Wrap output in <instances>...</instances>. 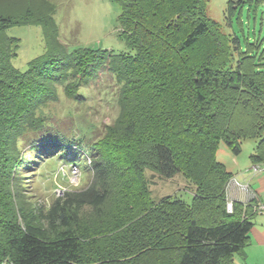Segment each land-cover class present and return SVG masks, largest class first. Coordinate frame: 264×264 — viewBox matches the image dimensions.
I'll return each mask as SVG.
<instances>
[{
  "label": "trees",
  "instance_id": "trees-1",
  "mask_svg": "<svg viewBox=\"0 0 264 264\" xmlns=\"http://www.w3.org/2000/svg\"><path fill=\"white\" fill-rule=\"evenodd\" d=\"M113 1L133 52L58 51L55 42L26 70L14 65L20 39L6 30L35 21L0 14V264H234L250 242L259 200L227 210L233 175L217 150L223 140L239 154L242 140L257 138L251 159L264 163L258 41L246 38L243 50L235 33L229 42L207 15V0ZM261 6L264 0H228L227 15L243 30L244 9ZM230 44L236 60L227 66L235 54ZM104 70L122 83L120 114L87 146L90 185L49 206L31 203L24 180L46 157L84 151L82 140L50 130L38 110L58 99L59 86L81 96L78 88ZM147 169L167 178L182 173L194 185L192 201L155 200ZM107 206L114 225L101 224L91 236L85 209L105 221Z\"/></svg>",
  "mask_w": 264,
  "mask_h": 264
},
{
  "label": "rangeland",
  "instance_id": "rangeland-1",
  "mask_svg": "<svg viewBox=\"0 0 264 264\" xmlns=\"http://www.w3.org/2000/svg\"><path fill=\"white\" fill-rule=\"evenodd\" d=\"M227 4L228 0H207V15L218 23L220 31L229 42L235 33L243 39V50L247 48L246 38L253 43L258 41L254 51L259 57L264 56V6L244 9L242 30L234 16L232 20L229 19ZM28 10L32 12L29 16ZM0 14L30 17L35 21L15 24L6 30L9 36L20 39L18 55L13 59L14 65L20 70H26L28 62L44 54L48 45L55 42L59 44L58 51L71 52L79 46H87L109 49L114 53L133 52L122 35L119 20L121 7L113 0H0ZM231 46L235 54L227 66L236 60V50ZM121 84L111 70L100 71L95 79L78 88L81 96L69 97L64 87L59 86L58 99L47 102L38 110L40 116L46 117L50 130H59L69 137L82 140L85 152L81 150L79 154H71L66 158L60 154L46 157L35 170V175H28L24 180L31 203L49 206L55 198L63 196L67 191L90 185L91 155L87 146L102 137L105 128L117 120L120 114L118 98ZM257 143V138L244 139L240 153L235 154L222 140L217 150V159L232 173L234 179L248 183L250 175H255V163L251 155ZM75 165L79 169L77 174L72 172ZM259 166V173H264V163H259ZM146 175L155 200L174 195L186 202L192 201L194 185L182 173L167 178L147 169ZM107 207L105 221L96 218L90 208L85 209L84 224L93 229L91 236L98 233L95 229L101 224L103 230L114 225L113 210ZM263 213L264 210H261L253 217L255 228L263 227ZM101 228L99 231H102ZM254 233L256 236V231Z\"/></svg>",
  "mask_w": 264,
  "mask_h": 264
},
{
  "label": "crops",
  "instance_id": "crops-1",
  "mask_svg": "<svg viewBox=\"0 0 264 264\" xmlns=\"http://www.w3.org/2000/svg\"><path fill=\"white\" fill-rule=\"evenodd\" d=\"M248 184L257 193L259 202L264 204V173H256L255 175L252 173L249 177ZM238 195V201L243 202V193L238 191ZM262 217H264V213ZM256 228L253 226L251 229L250 242L243 248L241 253L236 254L237 257H235L234 264H264V225L263 227L261 226V229ZM254 231L257 233L256 236L253 235Z\"/></svg>",
  "mask_w": 264,
  "mask_h": 264
},
{
  "label": "built area",
  "instance_id": "built-area-1",
  "mask_svg": "<svg viewBox=\"0 0 264 264\" xmlns=\"http://www.w3.org/2000/svg\"><path fill=\"white\" fill-rule=\"evenodd\" d=\"M74 169L72 170L73 174L79 173V169L77 168V165L73 166ZM254 173H259L261 171V168L258 164H255L253 166ZM238 191L243 193V202H250L254 199H257V193L251 188V186L248 183H242L240 181H237L235 178H231L228 185H227V210L229 212H232L234 209V203L235 201H238L239 195ZM257 210H262L264 208L263 203H258L256 206Z\"/></svg>",
  "mask_w": 264,
  "mask_h": 264
}]
</instances>
